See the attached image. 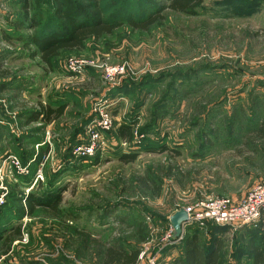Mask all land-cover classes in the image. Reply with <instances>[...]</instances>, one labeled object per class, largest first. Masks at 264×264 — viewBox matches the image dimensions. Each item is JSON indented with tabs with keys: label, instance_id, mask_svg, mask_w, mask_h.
Segmentation results:
<instances>
[{
	"label": "rangeland",
	"instance_id": "obj_1",
	"mask_svg": "<svg viewBox=\"0 0 264 264\" xmlns=\"http://www.w3.org/2000/svg\"><path fill=\"white\" fill-rule=\"evenodd\" d=\"M42 1L44 23L54 14L51 1ZM126 1L99 0L104 13L75 0L101 20ZM134 1L123 19H140ZM201 1L194 15L159 2L162 19L145 31L124 21L47 68L16 39L2 41L3 31L37 32L11 26L25 20L24 0H0V65L10 72L0 79V264H101V246L110 243L143 251L141 263L157 260L175 211L206 198L239 201L264 182V0ZM27 6L31 18L37 6ZM59 102L67 104L59 120L26 123L39 104ZM122 122H136L137 143L169 151L128 148L115 136ZM91 143L99 162L72 155ZM129 151L135 160L122 164L118 156ZM46 193L60 194L56 211ZM30 195L38 205L27 215ZM199 233L210 254L220 239L218 264H251L250 241L264 242L232 227L210 229V240ZM182 249L179 241L160 264Z\"/></svg>",
	"mask_w": 264,
	"mask_h": 264
},
{
	"label": "trees",
	"instance_id": "obj_2",
	"mask_svg": "<svg viewBox=\"0 0 264 264\" xmlns=\"http://www.w3.org/2000/svg\"><path fill=\"white\" fill-rule=\"evenodd\" d=\"M53 7V19L41 23L43 17L42 10L39 8V5L42 0H34L35 13L29 18L28 12V3L29 0H24L22 7V12L24 15V21H13L11 26L16 31L36 30L37 33L33 36H10L6 32H2V41L7 45H12L13 40L16 39L17 42L22 44L23 49L26 51L29 60H34L36 55H38L39 62L51 68L52 61L60 56L62 52H72V51H81L84 49L86 42L90 40H100L105 35H110L114 29L121 25L124 21L134 30L145 31L150 26H152L156 20L162 19V16L159 15L160 7L157 3L161 4L166 1L167 9L174 13L178 14H196V10L201 5V0H135L134 8L135 15L136 12H139L138 15L140 19L127 14L126 18H122L124 13V7L127 6L128 0L119 10L111 13L104 17V20H101V15L95 14L96 12H104L105 8L99 5V0H84L88 2L89 6L96 10L92 13L87 10V6L81 5L82 3H77L75 0H50ZM127 3V4H126ZM90 8V7H89ZM89 11V12H88ZM127 12V10L125 11ZM65 24V25H64ZM29 27V28H28ZM31 47L35 48L36 51H30ZM1 58V57H0ZM10 76V72L7 69H4L0 65V79H5ZM4 85L0 88H3ZM67 107L66 103H48V104H39L38 110L31 113L32 119L27 120V124L32 121L40 123L42 126L51 125L53 122L62 118L65 109ZM136 123V122H135ZM135 123H125L122 122L118 125L116 129L115 136L120 139L123 143L130 147H139L138 150H146L150 152H166L169 151L166 145L159 144H149L148 143H137L136 139H133L134 135V125ZM150 130V129H148ZM146 130H140L138 135H146ZM156 145V146H153ZM137 153L129 151V153L120 154L118 156L119 161L122 164H129L135 160ZM84 161L91 163H97L100 160L99 155L94 156L93 158H85ZM48 192V191H47ZM46 196H49L53 199L49 208L52 211H56L58 204L61 201L60 194L53 196L52 194L46 193ZM33 197H25L26 214L31 215L34 209V205H38L36 201L32 203ZM14 201L19 202L20 199L13 197ZM14 216H20L19 212L13 213ZM215 227L214 225H210ZM212 228V227H211ZM140 229V228H139ZM138 231V230H137ZM264 231V226L260 229H256V232ZM14 236L19 237L20 227L16 226L13 231ZM261 234V235H260ZM264 240V236H262ZM182 239L179 240L182 242ZM176 241L174 245L169 247L167 245L166 250H164L159 259L156 260V264H160V258L166 257V252L168 249H172L177 246L178 242ZM8 243V240L5 241ZM259 243V242H258ZM215 249L210 254V258L205 256L204 252L200 249V246L197 244V241H188L185 243V247L182 251V254L178 255L175 258L167 257V264H218L219 259L218 254L221 251L222 243L220 239L214 241ZM140 250L133 249L127 250L121 246L116 245V243L103 244L101 246V264H138V256ZM249 253L251 264H264V242L254 245L253 240L249 243Z\"/></svg>",
	"mask_w": 264,
	"mask_h": 264
},
{
	"label": "built area",
	"instance_id": "obj_3",
	"mask_svg": "<svg viewBox=\"0 0 264 264\" xmlns=\"http://www.w3.org/2000/svg\"><path fill=\"white\" fill-rule=\"evenodd\" d=\"M102 117L108 116L104 115ZM97 148L98 145H95V143L74 147L72 155L83 159L91 158L95 155ZM184 211L187 214V221L182 224V236L184 235V229L192 226H197L200 229L207 225L235 229H260L264 226V182L254 185L239 201H232L228 198H206L189 208H184ZM182 236L180 239H182ZM166 239L167 245L179 241V239H172L170 226L168 227ZM143 258L144 252L140 251L138 264H156V259L141 263Z\"/></svg>",
	"mask_w": 264,
	"mask_h": 264
},
{
	"label": "crops",
	"instance_id": "obj_4",
	"mask_svg": "<svg viewBox=\"0 0 264 264\" xmlns=\"http://www.w3.org/2000/svg\"><path fill=\"white\" fill-rule=\"evenodd\" d=\"M212 227V228H211ZM218 228V227H215ZM210 229H212L215 232V229L213 228V226L207 225L206 227H204L203 229L198 228L197 226H192V227H188L184 229V239H183V249L185 247V243L188 241H194V240H198V237L200 236L199 231H204L205 235L207 236V240H210ZM241 233H246L247 236H250L253 239V234L258 235L259 236V232H256V229H252V228H243L240 229ZM262 235H264V231L261 232ZM260 234V235H261ZM261 235V236H262ZM197 244L199 245V243L197 242ZM200 246V245H199ZM208 248L206 249L207 252L203 251L205 256L208 257V259L210 258V244L207 245ZM182 249V251H183ZM201 249V248H200ZM175 250V249H174ZM202 250V249H201ZM181 251V254H182ZM177 254V253H176ZM174 256L173 258L177 257L178 255H175V253H173ZM171 258V256L169 257ZM168 260V259H167ZM166 260V261H167Z\"/></svg>",
	"mask_w": 264,
	"mask_h": 264
},
{
	"label": "water",
	"instance_id": "obj_5",
	"mask_svg": "<svg viewBox=\"0 0 264 264\" xmlns=\"http://www.w3.org/2000/svg\"><path fill=\"white\" fill-rule=\"evenodd\" d=\"M187 221V214L184 209H178L168 219V224L172 229V239L181 240L182 236V224Z\"/></svg>",
	"mask_w": 264,
	"mask_h": 264
}]
</instances>
